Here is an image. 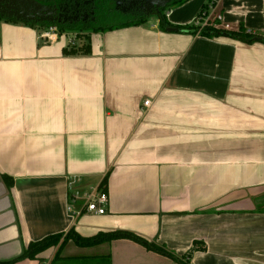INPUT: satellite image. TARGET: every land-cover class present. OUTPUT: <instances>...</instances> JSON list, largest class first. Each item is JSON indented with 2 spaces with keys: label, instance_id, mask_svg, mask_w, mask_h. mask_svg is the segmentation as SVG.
<instances>
[{
  "label": "crops",
  "instance_id": "1",
  "mask_svg": "<svg viewBox=\"0 0 264 264\" xmlns=\"http://www.w3.org/2000/svg\"><path fill=\"white\" fill-rule=\"evenodd\" d=\"M203 5L264 36V0H182L167 21L190 24ZM41 29L0 19V262L73 227L128 230L174 258L70 239L13 264H264V43L152 16L80 32L90 52L71 55L68 35L44 42ZM105 175L106 212L74 218L69 182Z\"/></svg>",
  "mask_w": 264,
  "mask_h": 264
},
{
  "label": "trees",
  "instance_id": "2",
  "mask_svg": "<svg viewBox=\"0 0 264 264\" xmlns=\"http://www.w3.org/2000/svg\"><path fill=\"white\" fill-rule=\"evenodd\" d=\"M206 9H207V6L205 7L203 5L200 11H203ZM157 17L159 21V27H161L162 29H170L172 31H186V32L194 33V34H200V35L207 36V37L227 36L230 38L240 40L245 43H252L255 41H260L264 43V36H261L249 30H246L242 26H239L237 30L224 29L222 27H216L214 25H206V26L200 27V26L195 25L193 22L190 24L183 25V26H173L167 21V18L164 13L158 15ZM1 18L2 16H0V19ZM6 19H10V18L6 17ZM145 21L146 19H135V20L122 21V22H118L116 24H110V25L93 24L91 26L79 27V28L76 27L75 25L74 26H63L60 24L58 25L56 24V25L58 26V29L61 32L70 31V30H78L79 32L76 34V37L80 39H85L84 42L80 46H68L69 48L64 49L65 54L74 55V54H88L90 52V46L88 43V35L80 34V32L106 31V30H111L114 28L140 24ZM27 23H32V22H27ZM51 24H55V23L47 22V23H43L42 26L44 27V26H48ZM106 182H107V175L104 176L99 186L105 188ZM120 238L133 240L143 245L149 250H153L158 253L174 258V256L171 253H169L166 249H164L163 247H160L154 242H150L146 240L145 238L139 236L138 234L128 231V230L99 231L92 236L82 237L80 234H78L75 231L73 227H71L65 234L63 233L52 234L40 240L30 242L28 246L21 252V254H19L12 260L0 262V264H13L15 261L20 260V259H25V258L35 259L37 255L43 250L51 246H55L57 244L59 245V248H61L64 245V243H66L70 239L80 246H92V245H95V244H98L104 241H111L113 239H120ZM182 264H188V263L182 262Z\"/></svg>",
  "mask_w": 264,
  "mask_h": 264
},
{
  "label": "flooded vegetation",
  "instance_id": "3",
  "mask_svg": "<svg viewBox=\"0 0 264 264\" xmlns=\"http://www.w3.org/2000/svg\"><path fill=\"white\" fill-rule=\"evenodd\" d=\"M1 1V0H0ZM41 3L51 6L55 4L60 7L57 14H40V18H52V22L63 26L86 27L95 24L99 13L119 21L148 19L164 13L173 4L182 0H39ZM0 3V16L15 18L16 16L26 18L32 15L22 16L21 12L10 10ZM9 4V2L7 3ZM157 12L159 14H157ZM59 14V15H58ZM39 16V15H38ZM37 19V17H33ZM32 22V21H30ZM42 21L37 23H47ZM36 23V22H35Z\"/></svg>",
  "mask_w": 264,
  "mask_h": 264
},
{
  "label": "built area",
  "instance_id": "4",
  "mask_svg": "<svg viewBox=\"0 0 264 264\" xmlns=\"http://www.w3.org/2000/svg\"><path fill=\"white\" fill-rule=\"evenodd\" d=\"M211 5L203 11L198 12L193 20V23L197 26L203 27L206 25H214L216 27H222L224 29H230L229 25L226 23H221L222 17L220 14H214L212 12ZM167 17L168 11L164 12ZM218 22V23H217ZM68 35V36H67ZM61 36L68 37V46L75 45L76 33L69 34L66 31H60L56 24H51L48 26H42L39 33V38L44 42L54 41ZM143 106L148 108L150 106V100L146 99L143 101ZM78 179H72L69 182V198L67 209L70 214L76 218L82 213H92V214H104L106 212V207L108 205V193L104 187L99 185L91 186L86 189L79 188L76 186Z\"/></svg>",
  "mask_w": 264,
  "mask_h": 264
},
{
  "label": "water",
  "instance_id": "5",
  "mask_svg": "<svg viewBox=\"0 0 264 264\" xmlns=\"http://www.w3.org/2000/svg\"><path fill=\"white\" fill-rule=\"evenodd\" d=\"M3 1H6L3 6L7 7L10 10H16L21 12L22 16H25L26 14L32 15V18L30 16L23 18L16 16L15 19L20 21H26V22H42V21H48L52 22V18H40V14L47 15V14H57V10H60V7L53 4L50 6L41 3L39 0H1L0 3ZM9 2V4H7ZM157 14H159L157 12ZM39 15V16H38ZM59 15V14H58ZM33 17H37V19H33ZM10 18V17H7Z\"/></svg>",
  "mask_w": 264,
  "mask_h": 264
},
{
  "label": "rangeland",
  "instance_id": "6",
  "mask_svg": "<svg viewBox=\"0 0 264 264\" xmlns=\"http://www.w3.org/2000/svg\"><path fill=\"white\" fill-rule=\"evenodd\" d=\"M97 13H99V16H98L97 20L95 21L96 25H110V24H116L118 22H122V21H119V20L111 18V17H106L102 13H100L99 11H97ZM69 32H71V34H75V33L77 34L79 31L78 30H70Z\"/></svg>",
  "mask_w": 264,
  "mask_h": 264
}]
</instances>
